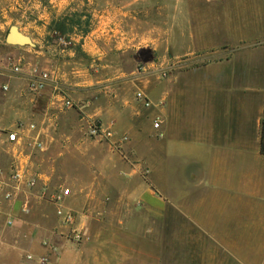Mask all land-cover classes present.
I'll return each instance as SVG.
<instances>
[{"label":"crops","instance_id":"1","mask_svg":"<svg viewBox=\"0 0 264 264\" xmlns=\"http://www.w3.org/2000/svg\"><path fill=\"white\" fill-rule=\"evenodd\" d=\"M139 2L102 12L75 39L79 51L0 46V59L24 61L18 75L0 63V264H264V0H162L161 66L143 56L156 40L153 24L140 32ZM129 52L143 65L128 68ZM32 67L57 80L32 93ZM85 118L113 138H88ZM31 123L45 144L32 155L7 140ZM65 156L76 160L66 176ZM18 161L48 194L70 189L63 205L83 245L50 227L57 205L38 190L4 199ZM24 197L38 200V216L20 214Z\"/></svg>","mask_w":264,"mask_h":264},{"label":"rangeland","instance_id":"2","mask_svg":"<svg viewBox=\"0 0 264 264\" xmlns=\"http://www.w3.org/2000/svg\"><path fill=\"white\" fill-rule=\"evenodd\" d=\"M131 1L132 0H0V46H4L3 44L6 42L5 38L9 29L11 27H17L30 38L33 45L29 46L32 48H35L36 45L39 46L46 43L48 46H53L56 49H80V43L76 42L75 39H78L79 36H86L92 30L97 29L99 17L102 12L104 13V11L107 10L106 15L109 17V14L114 11L115 7H123L125 12L129 13ZM138 6L140 11L139 15L142 17L139 22L142 28L140 29L141 34L148 30L146 23L149 22L150 25L153 24V36L156 40V44L151 46V49L140 51H143L144 58L155 61L156 66H161L163 56L161 43L162 0H140ZM147 7L150 9L148 15H146V11L144 10ZM117 17L125 19V15L123 14H119ZM126 19L128 20L129 18ZM74 22L78 24H73ZM57 23L66 24L68 26V31L65 34L58 32L56 30ZM149 30H151L150 26ZM86 31H88V33H85ZM132 56L133 55L129 52L125 54L126 58L124 57L123 59L128 68L140 67L143 65L138 60L135 61ZM157 73L155 79L161 80V70ZM60 159V168L65 169V174L63 175L66 176V171L71 168L76 160L67 156ZM51 196L52 195L47 193L46 197L50 198ZM46 201L47 200H45V202ZM36 202H38V200L36 201L32 197H30V199L24 197L19 208L20 214L29 217L32 216V218L35 215L38 216L40 209L39 204ZM25 208H27V211L23 212ZM49 224L52 229H57L58 227L60 229L62 228L57 222L50 221ZM65 238L77 246L83 245L82 242L77 243L75 240H72V238L69 239L67 234ZM113 240L114 239H112V241ZM125 264L131 263L128 262Z\"/></svg>","mask_w":264,"mask_h":264},{"label":"built area","instance_id":"3","mask_svg":"<svg viewBox=\"0 0 264 264\" xmlns=\"http://www.w3.org/2000/svg\"><path fill=\"white\" fill-rule=\"evenodd\" d=\"M209 2H219L221 0H208ZM0 63H5L8 67L11 68L12 72L16 75L23 72L24 61L23 59H16L12 55H8L0 59ZM32 79L29 83V88L34 94H38L47 88L49 84L55 82L57 79L58 71L56 69H40L39 67H32L31 69ZM3 91H8L9 87L4 85L2 87ZM136 99L141 101L145 107H151L152 103L147 98L143 91L136 93ZM62 107L64 109H75L77 104L70 99L62 100ZM82 127L84 128V133L91 139H111L113 138V133L107 130H104L98 120L94 118H85L82 119ZM27 128L30 132H35V137H27L24 135L25 129ZM154 128L159 130L161 128V122L158 119L154 120ZM8 143L15 145L17 147L29 148V154H34L36 151H42L45 147V144L40 139V133L38 130V125L36 123H31L27 127L19 124L17 130L8 131L7 133ZM129 139L127 136L122 137L121 143L127 142ZM10 184L11 189L6 190L4 193V199L7 202H12L16 197H18L23 191H34L38 190L39 194L37 197L41 200H47L51 203L57 205L56 215L59 220V224L62 228L67 229V236L75 240L77 243L84 241L83 233L78 230L76 225V216L75 213L66 208L63 205V201L66 196L70 194V189L63 187L59 194H54L50 198H47L48 185L40 177L39 174L31 172V168L28 163L14 162L11 174H10ZM27 208L23 210L26 212ZM7 224L12 226L14 225L13 219H8ZM29 259H32V256H28Z\"/></svg>","mask_w":264,"mask_h":264},{"label":"water","instance_id":"4","mask_svg":"<svg viewBox=\"0 0 264 264\" xmlns=\"http://www.w3.org/2000/svg\"><path fill=\"white\" fill-rule=\"evenodd\" d=\"M6 44L16 46V45H33L30 38L26 35H22L17 27H11L5 38Z\"/></svg>","mask_w":264,"mask_h":264},{"label":"trees","instance_id":"5","mask_svg":"<svg viewBox=\"0 0 264 264\" xmlns=\"http://www.w3.org/2000/svg\"><path fill=\"white\" fill-rule=\"evenodd\" d=\"M73 24H78V23L74 22ZM67 27L68 26L66 24H64V23H57L56 30L58 32H60V33H64L65 34L68 31ZM69 31H71V30H69ZM85 33H88V31H86ZM76 50L79 51V49H76ZM262 147H264V137H263V145H262Z\"/></svg>","mask_w":264,"mask_h":264}]
</instances>
